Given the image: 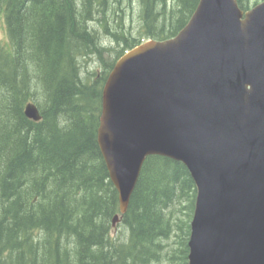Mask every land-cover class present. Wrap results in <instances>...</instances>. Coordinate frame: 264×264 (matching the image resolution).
I'll list each match as a JSON object with an SVG mask.
<instances>
[{"label": "trees", "instance_id": "1", "mask_svg": "<svg viewBox=\"0 0 264 264\" xmlns=\"http://www.w3.org/2000/svg\"><path fill=\"white\" fill-rule=\"evenodd\" d=\"M238 2L248 10L259 0ZM198 3L0 0L8 35L0 42V264H151L173 233L181 247L172 257L188 264L197 192L190 171L149 156L122 215L129 235L113 237L119 194L98 128L115 62L144 41L176 36ZM104 37L120 47L115 57ZM94 57L103 69L84 76L83 61ZM36 94L39 121L24 111Z\"/></svg>", "mask_w": 264, "mask_h": 264}, {"label": "water", "instance_id": "2", "mask_svg": "<svg viewBox=\"0 0 264 264\" xmlns=\"http://www.w3.org/2000/svg\"><path fill=\"white\" fill-rule=\"evenodd\" d=\"M25 115L42 119L30 101ZM98 143L119 222L146 159L182 162L196 184L188 264H264V0H199L169 39L114 64Z\"/></svg>", "mask_w": 264, "mask_h": 264}, {"label": "rangeland", "instance_id": "3", "mask_svg": "<svg viewBox=\"0 0 264 264\" xmlns=\"http://www.w3.org/2000/svg\"><path fill=\"white\" fill-rule=\"evenodd\" d=\"M257 1V0H252ZM262 1V0H259ZM135 22L137 21V16L134 18ZM0 42H8V35H7V29L6 24L3 18H0ZM103 45L113 48L108 55L115 57L117 55V51L120 49V47L117 45L116 42L111 41L109 38L104 37L103 38ZM83 71L84 76H87L88 71H95V70H102L103 64L101 61L94 57V58H88L86 61H83ZM42 96H39L38 94L35 95L34 98H32L30 101H34L37 103L39 100H41ZM182 218L188 219L186 216L181 215ZM111 235L116 238L120 239H127L129 235V230L126 226L121 224V221L117 222L115 225L112 226ZM162 243L164 244V251L163 256L160 261L153 262L151 264H177L176 259L172 257L174 251L177 249L179 251V248L181 247V244L179 242V238L176 236L175 233L172 234V236L169 239H163Z\"/></svg>", "mask_w": 264, "mask_h": 264}, {"label": "bare ground", "instance_id": "4", "mask_svg": "<svg viewBox=\"0 0 264 264\" xmlns=\"http://www.w3.org/2000/svg\"><path fill=\"white\" fill-rule=\"evenodd\" d=\"M5 21V20H4ZM114 37V36H113Z\"/></svg>", "mask_w": 264, "mask_h": 264}]
</instances>
